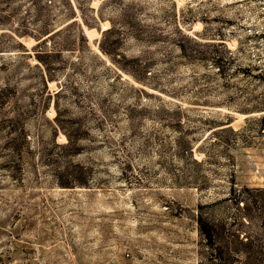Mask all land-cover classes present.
<instances>
[{
  "label": "rangeland",
  "instance_id": "1",
  "mask_svg": "<svg viewBox=\"0 0 264 264\" xmlns=\"http://www.w3.org/2000/svg\"><path fill=\"white\" fill-rule=\"evenodd\" d=\"M263 114L264 0H0V264L264 246Z\"/></svg>",
  "mask_w": 264,
  "mask_h": 264
},
{
  "label": "trees",
  "instance_id": "2",
  "mask_svg": "<svg viewBox=\"0 0 264 264\" xmlns=\"http://www.w3.org/2000/svg\"><path fill=\"white\" fill-rule=\"evenodd\" d=\"M259 130H264V114L257 118ZM234 133V129L230 128ZM200 232L212 249L215 264H264V246L241 240L236 232L226 233L206 218H198ZM238 242L239 245L234 243Z\"/></svg>",
  "mask_w": 264,
  "mask_h": 264
}]
</instances>
